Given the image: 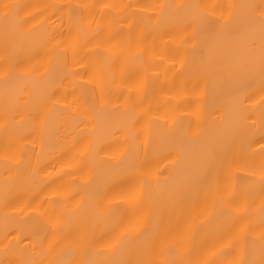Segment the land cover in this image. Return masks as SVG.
I'll list each match as a JSON object with an SVG mask.
<instances>
[{
    "label": "snow or ice",
    "instance_id": "6c2138e0",
    "mask_svg": "<svg viewBox=\"0 0 264 264\" xmlns=\"http://www.w3.org/2000/svg\"><path fill=\"white\" fill-rule=\"evenodd\" d=\"M102 122L117 147L98 180ZM193 138L194 164L177 148L161 180V148ZM0 166V264H264V0H0Z\"/></svg>",
    "mask_w": 264,
    "mask_h": 264
},
{
    "label": "bare ground",
    "instance_id": "6f19581e",
    "mask_svg": "<svg viewBox=\"0 0 264 264\" xmlns=\"http://www.w3.org/2000/svg\"><path fill=\"white\" fill-rule=\"evenodd\" d=\"M7 2V0H5ZM15 2V0H13ZM18 2L28 5H35V6H42L45 4H54V3H65V2H72V3H85V2H100V0H18ZM123 3H133V4H151V3H174L178 2V0H121ZM186 2H197V0H186ZM208 2H230V0H208ZM38 9L33 8L30 9L33 13H35ZM41 17H37L35 21H32V23H37ZM53 20H57V17H52ZM57 23L59 21L57 20ZM65 34L67 35V29H65ZM149 40H151V37H149ZM44 67L41 69V71H44L47 69L49 74V79L52 81H58L61 77L63 69L61 68L59 62L51 57L45 58L43 61ZM65 86L68 85L67 81H64ZM259 87V84L256 85ZM239 89L240 91L244 90V85L241 84H235V85H225L223 88L218 90L216 96L210 101L204 127L206 128L207 132H211L214 129L224 128L227 127L232 119L233 109L230 104V96L231 94ZM96 135L99 138L101 145L108 148V151L101 152L99 154V158L96 160V170H97V179L103 180L107 177V173L109 171V165L107 163V160L110 158V156L113 154V151L116 149V145L112 143L111 138L107 136V130L103 124L97 128ZM203 141V138L201 139H190L187 141H182L179 144H173L170 146H164L161 148L160 154H159V163L157 165L161 180H163L165 177H168L174 169L170 166L171 161L174 157L175 151L177 148L180 149V151L183 153L185 157V164L191 165L194 164L196 155L200 149L201 143ZM109 145L111 147L109 148ZM128 146H132V141L130 140L128 142ZM37 151L39 149L37 148ZM173 152V156H169V152ZM167 157V158H165ZM34 163V160H33ZM56 164V161L54 159L49 158L46 161V166L49 170H54L53 165ZM25 182L27 186H34L36 188H39L41 185V177H36L34 184H28V178L25 177ZM67 179V178H66ZM3 180H4V172L2 166H0V239H3V230H4V224H5V213L7 212L9 214V219H13L12 213L13 208H5L4 202H3ZM166 190V186L161 184L160 191L163 193ZM47 193H41L38 199H43L44 196ZM11 200L16 199V193H13L10 196ZM16 207H20V203H16ZM198 210L193 211V216L196 215V212ZM209 225L205 224V227L202 229L203 231H206Z\"/></svg>",
    "mask_w": 264,
    "mask_h": 264
}]
</instances>
